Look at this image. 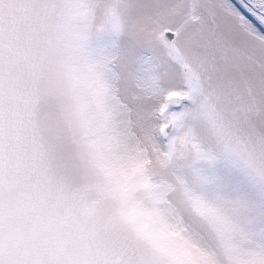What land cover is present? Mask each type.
<instances>
[{
  "label": "snow or ice",
  "instance_id": "snow-or-ice-1",
  "mask_svg": "<svg viewBox=\"0 0 264 264\" xmlns=\"http://www.w3.org/2000/svg\"><path fill=\"white\" fill-rule=\"evenodd\" d=\"M84 86L73 183L46 132ZM0 264H264V0H0Z\"/></svg>",
  "mask_w": 264,
  "mask_h": 264
},
{
  "label": "rangeland",
  "instance_id": "rangeland-1",
  "mask_svg": "<svg viewBox=\"0 0 264 264\" xmlns=\"http://www.w3.org/2000/svg\"><path fill=\"white\" fill-rule=\"evenodd\" d=\"M179 75L177 71H169L166 80L179 82ZM60 95L58 119L46 132V144L54 153L58 175L76 183L85 176L88 159L103 146L100 117L86 86L78 93L61 89ZM222 171H226L223 166ZM85 195L93 199L95 192L88 191Z\"/></svg>",
  "mask_w": 264,
  "mask_h": 264
}]
</instances>
